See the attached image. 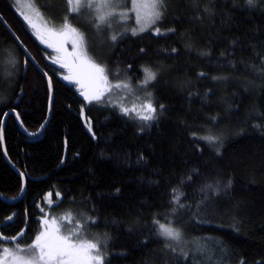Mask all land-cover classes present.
<instances>
[{"label": "trees", "instance_id": "obj_1", "mask_svg": "<svg viewBox=\"0 0 264 264\" xmlns=\"http://www.w3.org/2000/svg\"><path fill=\"white\" fill-rule=\"evenodd\" d=\"M164 1L159 20L112 41L100 63L107 83L89 102L92 78L75 73L89 69L86 56L62 67L0 0V16L53 86L40 136L4 119L0 255L32 247L54 217L59 236L96 243L103 264H264V0ZM31 2L51 28L74 21L68 0ZM74 39L62 41L65 57L82 51ZM145 69L155 73L148 83ZM48 100L0 22V129L15 112L37 132ZM3 148L25 180L15 203L22 180ZM161 225L180 233L178 244ZM191 240L203 246L194 255Z\"/></svg>", "mask_w": 264, "mask_h": 264}, {"label": "rangeland", "instance_id": "obj_2", "mask_svg": "<svg viewBox=\"0 0 264 264\" xmlns=\"http://www.w3.org/2000/svg\"><path fill=\"white\" fill-rule=\"evenodd\" d=\"M10 1L16 13L21 17L22 20L25 21V23L27 22L26 24L29 25L28 27L30 28L31 33L35 36V38L46 48H50L59 58V61H65L67 63H64L65 65H69L70 62L74 65V57L80 56L81 58L77 60H82L85 55L87 60H90L95 64L101 66L100 63L104 62L107 58L106 50L109 48V46H111V43L116 42V40H113L112 37H117V35H120V37L123 36L125 31L122 30H132L134 26L139 27L143 24L142 20L144 19L145 23L150 22L152 11L150 8L146 7L149 0H126L127 3L124 2L117 6V10H119V12L117 10L113 11L111 8H114L115 4L120 0H102L101 3L94 4L92 7L88 6V2L91 0H79V5H77L76 0H72V3H69V5L71 13L74 15V21L72 23L68 22L66 24H68L72 29H75L79 37L83 38L82 42L77 46H80L82 51H80L79 49L72 56L70 55V57H65L62 52V50L65 49L62 41L64 42V38L66 36L52 35V33L54 32L60 33L64 31L65 26H63L62 28H51L50 26H48L39 11L32 4L31 0ZM164 2L165 1L163 0V3L158 6V11L164 8ZM103 4L106 7L103 6ZM131 16H134V19L132 18L131 20H129ZM100 17H103V20H101ZM69 36H73L74 38H76L74 35ZM67 48L69 50L67 52L68 55L70 53V50L72 49H70V45H68ZM75 73L77 76L90 75L88 68L75 70ZM91 80L95 87L93 88L94 90L91 93L97 90L102 92L101 87L99 86L102 81L93 78ZM101 86L105 89L103 83ZM51 221H55L54 217H51ZM48 222V228H44L41 234L45 232L51 233L52 230L56 228L54 224L52 226L50 218L48 219ZM55 234L58 235V232H56ZM69 235H71L72 237L77 236L75 233H70ZM163 236L167 240L169 239L171 242H175L176 244H178V240L170 239L164 234ZM182 245H186V242L184 241L181 244L179 243L178 246ZM202 247L203 246H201L200 241H188V248L192 249V255H194L199 250L201 251ZM36 251L38 250H34L32 247H21L18 249L14 248L13 253L9 252V254L6 255V252H4L0 255V264H19L17 258L27 260ZM93 253L95 254L96 250H94Z\"/></svg>", "mask_w": 264, "mask_h": 264}, {"label": "snow or ice", "instance_id": "obj_3", "mask_svg": "<svg viewBox=\"0 0 264 264\" xmlns=\"http://www.w3.org/2000/svg\"><path fill=\"white\" fill-rule=\"evenodd\" d=\"M69 3H72V0H68ZM252 0H249L251 3ZM77 5H79V0H76ZM163 3V0H149L146 7L150 8L151 18L150 22L155 23V21L161 18V13L158 11V6ZM77 10V9H74ZM103 20V17H100ZM141 31L144 29L141 28ZM157 33H159V29H156ZM135 34V30L133 32ZM53 36H68L74 35L76 38L73 40L74 49L77 47L79 43L82 42V37L76 33L75 29H72L68 24H65V30L60 33H52ZM113 40L116 39L115 36L112 37ZM83 55V54H81ZM80 56L74 57V59H80ZM82 63H86L90 69V76L93 79L100 80L107 83V76L104 74L105 69L90 60H83ZM67 65H62V67ZM146 73L145 83H148L151 80L155 79V73L151 72L149 69L144 70ZM65 79H69V77H65ZM121 85L117 84L115 87H120ZM127 85H125L126 87ZM102 92L99 90L85 95V99L89 102L92 100H99ZM147 110L151 113L154 112L155 109L152 107L151 103L145 105ZM125 113L129 111V109H124ZM135 111V109H133ZM144 120L152 119L151 115L142 116ZM202 139L207 140L209 143L215 142L218 137L215 136H207L202 137ZM51 195V194H49ZM10 219V218H9ZM47 223V222H46ZM55 224V221L52 222ZM162 233L166 235L170 239L179 240L180 233L172 228L165 227L161 225ZM58 228H54L51 233L45 232L42 233L39 237L36 238V241L32 248L36 251L29 259L23 260L18 259L19 264H103V257L96 251L95 254H92L94 250H97L98 246L96 243L92 242H79L73 243L69 236H58L55 233L58 232ZM23 251V250H21Z\"/></svg>", "mask_w": 264, "mask_h": 264}, {"label": "water", "instance_id": "obj_4", "mask_svg": "<svg viewBox=\"0 0 264 264\" xmlns=\"http://www.w3.org/2000/svg\"><path fill=\"white\" fill-rule=\"evenodd\" d=\"M0 22L2 23V25L5 27V29L7 30V32L10 34V36L13 38V40L15 41V43L17 44V46L19 47V49L22 51V53L25 55L26 59L30 61V63L35 66V68L38 70V72L44 77L48 87H49V100H48V115H47V120L43 123V125L40 127V129L35 132V133H28L25 131V129L23 128L21 122H20V119L19 117L17 116V114L15 112H9V113H6L3 117V122H2V125H1V129H0V138H1V142H2V146H3V139H2V136H3V127H4V119L8 116V115H13L14 118H15V121L20 129V131L25 135L27 136L28 138H35L37 136H40L44 129L46 128V125H47V122L50 118V113H51V106H52V100H53V92H52V87H51V80L49 78V76L42 70L40 69V67L37 65V63L33 60V58L31 57V55L28 53V51L24 48V46L21 44V42L18 40V38L15 36V34L11 31V29L9 28V26L5 23V21L3 20V18L0 16ZM3 155H4V159L5 161L11 166V168L20 176L21 180H22V191H21V194L14 200L12 201H7V203H15L17 201H19L22 197H23V194H24V191H25V180H24V177L20 174V172L15 168L13 167L10 162L8 161L7 157H6V153H5V150L3 148ZM0 199L2 201H6L5 199H3L2 197H0Z\"/></svg>", "mask_w": 264, "mask_h": 264}, {"label": "bare ground", "instance_id": "obj_5", "mask_svg": "<svg viewBox=\"0 0 264 264\" xmlns=\"http://www.w3.org/2000/svg\"><path fill=\"white\" fill-rule=\"evenodd\" d=\"M121 4V1H119L118 3H116L115 4V6H114V8H111L113 11H116L117 10V6H119ZM123 9V8H122ZM118 12H119V10H117ZM120 11H121V9H120ZM163 14L161 13V16H162ZM20 19H21V17L19 16V15H17ZM22 20V19H21ZM23 22H24V24L26 25V27H27V29L30 31V28L28 27L29 25H27L26 23H25V21L23 20ZM122 31H125V30H122ZM121 31V32H122ZM31 32V31H30ZM133 32L134 31H128V30H126L125 31V34H126V36H129V37H133L134 36V34H133ZM120 35H117V37H116V41H118V40H120ZM25 66H26V64H24ZM41 69V68H40ZM51 82V81H50ZM46 85H47V83H46ZM51 87H52V92H53V86H52V83H51ZM47 88H48V93H49V87H48V85H47ZM49 95H50V93H49ZM27 132V131H26ZM32 134V133H31Z\"/></svg>", "mask_w": 264, "mask_h": 264}]
</instances>
